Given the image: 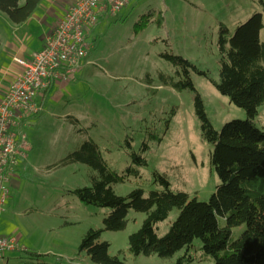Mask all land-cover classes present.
<instances>
[{
	"label": "rangeland",
	"instance_id": "obj_1",
	"mask_svg": "<svg viewBox=\"0 0 264 264\" xmlns=\"http://www.w3.org/2000/svg\"><path fill=\"white\" fill-rule=\"evenodd\" d=\"M256 11L263 14L264 40L260 0H141L118 15L101 18L88 57L92 62L78 75L81 82L70 85L67 101L47 103L43 119L29 131L25 129L32 149L0 215V236L17 237L19 248L8 251L0 264H94L79 250L90 228L103 230L100 240L108 241L109 253L120 256L125 264H176L187 249L172 257L132 254L129 235L140 228L146 214L130 210L124 229H105L104 218L111 209L85 204L72 193L91 184L93 170L85 163H62V159L92 138L107 164L123 171L133 164L130 150L138 151L147 139L148 165L139 168V176L114 184L116 193L127 195L135 187H142L146 194L162 190L154 180V173L159 172L168 178L173 191L208 200L220 182L210 164L213 146L202 138L195 92L161 84L159 74L174 75L175 68L160 54L172 50L218 78L220 22L233 32ZM147 13L151 15L144 16ZM3 17L8 18L0 11V26ZM148 17L150 21L142 22ZM147 74L153 78L152 85L146 84ZM191 78L215 129L247 118L246 111L206 77L191 72ZM68 115L79 121L74 123ZM254 123L264 130V104ZM178 215L179 209L174 208L156 224L158 235H164ZM244 229L245 225L234 228L232 239ZM202 246L196 238L189 251L193 260L183 264H214V257L205 254Z\"/></svg>",
	"mask_w": 264,
	"mask_h": 264
},
{
	"label": "trees",
	"instance_id": "obj_2",
	"mask_svg": "<svg viewBox=\"0 0 264 264\" xmlns=\"http://www.w3.org/2000/svg\"><path fill=\"white\" fill-rule=\"evenodd\" d=\"M41 1L0 0V11L13 23L20 24L34 13ZM260 4L264 11V1L260 0ZM143 21L148 22L150 18ZM137 25L143 26L141 22ZM262 29L263 14L258 11L239 22L233 32L226 23L220 22L218 78L172 50L160 54L175 68L174 75L159 74L161 84L179 91L190 89L195 92V112L201 135L213 146L210 164L220 182L208 200L191 197L184 191H173L168 178L159 172L154 173V180L163 186L162 190L155 189L146 194L142 187H135L127 195L117 194L114 184L122 183L130 176H139V168L148 165L145 152L150 146L147 139L138 151L130 150L133 164L123 171L107 164L98 143L92 138L84 140L62 159V163H85L93 170L91 184L78 187L72 193L85 204L111 209L104 218L105 229H124L130 210L146 214L140 228L129 235L132 254L172 257L185 248L187 253L176 263L183 264L193 260L189 251L194 240L200 238L203 251L214 257V264H264V130L254 123L259 107L264 104ZM165 42L169 46V42ZM191 72L206 77L221 94L243 108L247 118L230 120L221 130L215 129ZM152 83L153 78L147 74L146 84ZM51 88L45 92V97ZM172 113H175L174 109ZM127 143L131 147L129 140ZM174 208L179 209L178 217L164 235H158L156 224L168 218ZM240 225H245V229L232 239L233 229ZM102 231L90 228L81 240L79 250L85 251L94 264H125L120 256L109 253L110 243L100 240Z\"/></svg>",
	"mask_w": 264,
	"mask_h": 264
},
{
	"label": "built area",
	"instance_id": "obj_3",
	"mask_svg": "<svg viewBox=\"0 0 264 264\" xmlns=\"http://www.w3.org/2000/svg\"><path fill=\"white\" fill-rule=\"evenodd\" d=\"M131 0H74L28 59L17 60L16 73L0 101V215L5 211L12 181L30 145L25 129L43 109L45 92L58 80L77 73L92 49L88 35L103 16L118 15ZM19 248L15 236H0V263Z\"/></svg>",
	"mask_w": 264,
	"mask_h": 264
},
{
	"label": "crops",
	"instance_id": "obj_4",
	"mask_svg": "<svg viewBox=\"0 0 264 264\" xmlns=\"http://www.w3.org/2000/svg\"><path fill=\"white\" fill-rule=\"evenodd\" d=\"M140 1L131 0L129 6L132 7ZM73 2L74 0H42L34 13L20 24L13 23L9 17H3L0 26V101L16 76V73L22 69V66L17 60L28 59L33 53L44 46L46 37L54 30L65 11ZM129 6L126 8H130ZM97 26L98 24L91 29L88 35V39L92 43V48L94 47V40H96V38H93V35ZM88 57L89 55L85 58L83 67L77 73L69 75L67 79L58 80L52 85L49 94L44 99L42 111L30 120V125L27 127L28 129L26 128L28 131L29 128L34 127L36 123H39L43 119V113L46 110L47 103L59 104L64 100L67 101V98L70 97V94H67L70 85L81 82L78 79V75H80L85 65L91 64L92 62ZM67 119H77L76 122L79 121L74 115H68ZM31 149L32 147L30 145V151ZM22 167L23 165H20L18 168L12 181V187L17 185L15 178ZM7 204L8 201L5 207H7Z\"/></svg>",
	"mask_w": 264,
	"mask_h": 264
}]
</instances>
